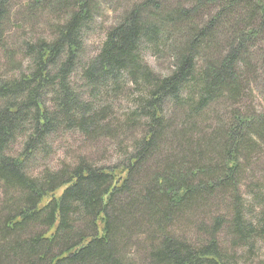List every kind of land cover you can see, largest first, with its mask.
I'll return each mask as SVG.
<instances>
[{
  "label": "trees",
  "instance_id": "1",
  "mask_svg": "<svg viewBox=\"0 0 264 264\" xmlns=\"http://www.w3.org/2000/svg\"><path fill=\"white\" fill-rule=\"evenodd\" d=\"M165 3L133 4L83 61L96 0H33L31 7L69 15L54 25L50 39L25 44L27 72L0 77V264H131L124 252L148 228V264H228L216 237L223 216L205 225L207 242L199 246L166 230L217 192L231 198L233 243L249 247L254 235L264 237V190L254 192L259 213L253 224L244 220L238 182L239 155L264 134V113L235 110L226 125L218 121L202 137L193 133L194 118L210 104L240 100L245 92L248 58L264 35V0ZM7 5L0 0V43ZM143 51L166 53L168 71L155 72ZM127 87L139 92L135 108L123 126L112 127L104 103ZM174 110L182 121L176 122ZM137 124L143 133L125 163L94 167L81 161L32 173L59 129L115 138ZM158 150L161 156L151 159ZM147 162L151 171L143 170Z\"/></svg>",
  "mask_w": 264,
  "mask_h": 264
},
{
  "label": "rangeland",
  "instance_id": "2",
  "mask_svg": "<svg viewBox=\"0 0 264 264\" xmlns=\"http://www.w3.org/2000/svg\"><path fill=\"white\" fill-rule=\"evenodd\" d=\"M141 0H96L99 5L97 14L93 17L84 38L83 61L94 56L104 39L107 28L115 23L117 19L133 4ZM193 0H166L165 6L191 5ZM33 0H8L7 23L2 32L0 43V77L10 78L27 72L29 59L25 53L24 46L27 43H36L38 40L50 39L53 35L54 25L64 22L68 18L69 11L54 13L51 7H31ZM189 4V5H188ZM30 5V6H29ZM224 32V31H223ZM219 33V32H218ZM225 33V32H224ZM223 34V33H222ZM221 34V35H222ZM255 47L250 60V68L247 77V88L236 101H221L210 104V110L202 117L194 118L193 129L197 137L210 133L217 122L227 124L232 120L235 110L250 116H259L264 113V35L254 42ZM144 61L148 63L155 72L166 73L172 64V60L166 53L153 55L143 51ZM254 76V79L252 77ZM78 74H74V81L78 83ZM128 89L118 96L105 101L109 107L110 116L106 120L111 126H123L127 114H131L135 108V97L139 95L136 89ZM175 111L176 122L182 121V115ZM203 121L205 124H203ZM204 126V128L202 127ZM142 124H137L132 129L120 131L115 137L88 138L76 130L59 129L49 138V154H39L36 164H32L33 174L42 171L53 172L63 167H75L81 161H86L94 167L111 166L113 164L125 163L135 142L141 137ZM122 129V127H121ZM206 129V131L204 130ZM257 138V143L249 142V149L241 150L239 172V191L242 198L244 220L255 224L259 213V206L254 200L255 191L263 189L264 182V134ZM21 142L14 145V151H18ZM161 156V151L154 153L151 159ZM215 164L217 161L214 162ZM151 171V164L147 162L143 170ZM142 183L141 175L136 178ZM261 187H260V186ZM258 189V190H257ZM217 192L205 202L196 203L179 219L169 224L166 230L172 232L192 243L194 246L206 244V226H211L215 216H223L225 224L217 232L216 237L221 248L225 250L224 259L228 264H264V237L253 236L251 246L233 243L229 229L233 218L231 198ZM0 207L4 205L3 195H0ZM1 210V209H0ZM206 225V226H205ZM151 229V228H148ZM148 229L142 230L143 234L135 235L126 248L125 260L131 264H148L147 253L148 241L152 232L146 233ZM153 230V229H152Z\"/></svg>",
  "mask_w": 264,
  "mask_h": 264
}]
</instances>
